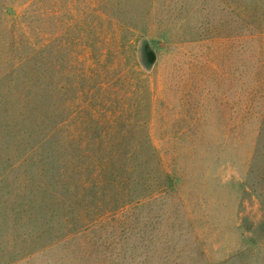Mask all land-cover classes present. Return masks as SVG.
I'll use <instances>...</instances> for the list:
<instances>
[{
	"label": "rangeland",
	"instance_id": "374dc122",
	"mask_svg": "<svg viewBox=\"0 0 264 264\" xmlns=\"http://www.w3.org/2000/svg\"><path fill=\"white\" fill-rule=\"evenodd\" d=\"M0 264H264V0H0Z\"/></svg>",
	"mask_w": 264,
	"mask_h": 264
},
{
	"label": "trees",
	"instance_id": "16d2710c",
	"mask_svg": "<svg viewBox=\"0 0 264 264\" xmlns=\"http://www.w3.org/2000/svg\"><path fill=\"white\" fill-rule=\"evenodd\" d=\"M68 105H70V103H69V101H68V103L66 101V104L64 106L65 107H68ZM64 111L66 112V115L64 117H62L60 119V121H59V123L61 124V127H63V130H61V131H63V134L62 135L65 137V139L72 141V139H74L76 137V134L77 133L74 130H71V132H69V131L66 132L64 130V128H66L68 126V122H69V116L67 114L68 112H67L66 108L64 109ZM80 134H83V133L80 132Z\"/></svg>",
	"mask_w": 264,
	"mask_h": 264
}]
</instances>
